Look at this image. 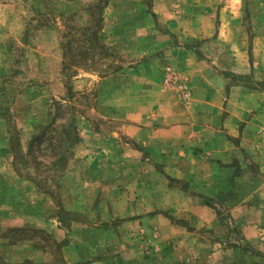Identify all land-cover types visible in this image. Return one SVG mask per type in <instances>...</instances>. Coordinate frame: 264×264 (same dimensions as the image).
<instances>
[{"label":"crops","instance_id":"crops-1","mask_svg":"<svg viewBox=\"0 0 264 264\" xmlns=\"http://www.w3.org/2000/svg\"><path fill=\"white\" fill-rule=\"evenodd\" d=\"M170 7V0H153L155 18L181 40L174 42L170 31L163 35L141 28L144 38L136 53L145 56L144 61H131L118 83L107 88L109 100L113 98L108 116L119 115L123 122L116 128L106 126L112 136L101 141L103 129L90 126V135L96 137L90 142L96 151L90 162H104L105 173L100 164L89 172L74 171L83 177V186L73 191L78 205L64 203L84 219L75 216L65 224L57 201L15 169L9 142L0 138V260L5 264H109L123 244L121 238L138 246L134 236L140 228L149 235L156 231L161 242L175 243L178 237L192 240L195 232L190 228L197 227L210 247L220 248L232 241L229 225L253 240L263 238L264 160L256 142L264 129V88L257 85L264 79L259 75L264 70V22L252 48L260 58L251 60L248 46H241L236 36L243 24L241 11L208 6L199 18L179 19ZM196 21L205 32L198 52L183 37L191 30L189 22ZM57 35L44 28L29 32L31 39L50 37L42 50L61 66ZM166 66L188 78V100L163 87ZM115 88L121 90L117 110ZM119 160L124 169L113 170ZM99 212H105V225L99 224ZM171 217L181 223L168 222ZM203 249L199 246L207 254Z\"/></svg>","mask_w":264,"mask_h":264},{"label":"rangeland","instance_id":"rangeland-1","mask_svg":"<svg viewBox=\"0 0 264 264\" xmlns=\"http://www.w3.org/2000/svg\"><path fill=\"white\" fill-rule=\"evenodd\" d=\"M152 6L153 0H96L86 5L79 0H0V138L9 142L15 169L57 201L67 225L75 218L86 217L64 207L78 205L73 191L83 186V177L75 176L74 171L89 172L100 164L98 167L105 173L104 162H90V155L96 154L95 146L90 145L96 139L90 135V126L103 129L98 137L101 141L112 136L106 126L116 128L123 122L119 115L108 116L107 108L113 98L109 100L107 88L112 82L118 83L122 71L132 66L131 61H144L145 56L136 53L144 38L141 28L161 31L163 35L171 32L155 18ZM170 6L179 19L199 18L208 6L215 11H241L243 24L236 33L239 44L248 46L251 60L260 58L252 48L264 22V0H170ZM145 13L153 14L147 17ZM189 23L191 30L183 37L187 38V46L198 52L205 32L200 22ZM40 28L55 30L58 35L54 40L61 39V66L49 61L47 50H42L41 44L50 37L29 38L30 29ZM171 36L174 42L181 40L176 32ZM26 38L29 44L25 43ZM164 70L163 87L188 100V78L172 66ZM172 73L180 76L186 89L167 83ZM259 75L264 76V70ZM257 85L264 88V79ZM114 93L117 104L113 107L117 110L121 108V90L115 88ZM81 127L87 130L81 132ZM256 143L264 160V129ZM122 148L118 151L122 152ZM97 149L106 153L101 146ZM119 161L113 170L124 169ZM125 180L123 176L119 179L122 184ZM207 204L212 205L210 201ZM99 214V224L105 225V212ZM222 217L227 219L228 215L223 213ZM168 222L181 223L175 217ZM229 226L227 232L232 234V241L223 248L216 244L210 247L197 227L190 228L195 232L192 240L178 237L175 243L161 242L156 231L149 235L140 228L134 236L139 247L121 238L123 244L115 250L109 264H264V236L253 240L250 234ZM35 235L46 238L43 232ZM191 241L194 245H190ZM202 245L207 254L200 252ZM0 264L5 263L0 260Z\"/></svg>","mask_w":264,"mask_h":264},{"label":"built area","instance_id":"built-area-1","mask_svg":"<svg viewBox=\"0 0 264 264\" xmlns=\"http://www.w3.org/2000/svg\"><path fill=\"white\" fill-rule=\"evenodd\" d=\"M167 83L171 86L178 85L181 89H186L187 86L184 81L181 80L180 76L176 73H172L170 78L167 79ZM184 96L187 97V93H184Z\"/></svg>","mask_w":264,"mask_h":264},{"label":"trees","instance_id":"trees-1","mask_svg":"<svg viewBox=\"0 0 264 264\" xmlns=\"http://www.w3.org/2000/svg\"><path fill=\"white\" fill-rule=\"evenodd\" d=\"M71 124H72L73 130H74V129L76 130V126H75L73 123H71Z\"/></svg>","mask_w":264,"mask_h":264}]
</instances>
